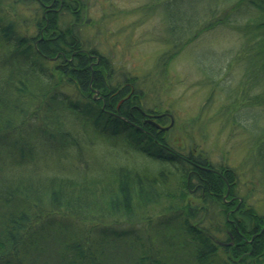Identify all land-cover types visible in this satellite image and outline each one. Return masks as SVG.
I'll return each instance as SVG.
<instances>
[{
    "label": "trees",
    "instance_id": "16d2710c",
    "mask_svg": "<svg viewBox=\"0 0 264 264\" xmlns=\"http://www.w3.org/2000/svg\"><path fill=\"white\" fill-rule=\"evenodd\" d=\"M31 1L27 23L0 0V264H47L50 249L56 264H117L107 247L122 240L141 248L134 264H181L183 249L186 264L260 262L264 216L224 201L228 186L238 193L236 172L167 145L149 122L142 80L121 83L109 58L85 45L79 0ZM156 1L177 46L204 22L253 12L233 27L260 90L251 101L264 105V0ZM97 139L108 145L100 152L91 148ZM258 161L264 173V142ZM140 224L163 251L142 244Z\"/></svg>",
    "mask_w": 264,
    "mask_h": 264
},
{
    "label": "rangeland",
    "instance_id": "374dc122",
    "mask_svg": "<svg viewBox=\"0 0 264 264\" xmlns=\"http://www.w3.org/2000/svg\"><path fill=\"white\" fill-rule=\"evenodd\" d=\"M79 3L80 33L85 45L109 58L114 76L121 83L126 76L142 80L138 87L145 94V108L154 115L150 120L158 119L159 125L170 126L164 130L167 145L177 153H190L217 168L236 172L238 193L230 194L228 186L224 201L236 209L242 204L250 206L264 216V173L258 161V148L264 142V105L251 101L260 90L251 86L242 59L244 39L233 27L243 25L253 12L243 10L248 12L245 19H239L242 16L239 14L233 18L238 22L228 25L211 28L204 22L198 36H191L177 46L170 37L162 1L79 0ZM229 6L230 3L222 5L221 9ZM6 8L21 20L27 19V23L36 16L31 0L24 4L7 0ZM225 10L218 18L224 16ZM210 16L207 19L215 18ZM98 53L93 54L94 59ZM99 93H94L95 98L102 97ZM159 114L166 115L155 117ZM107 146L97 139L91 148L100 152ZM191 190L195 194L198 189ZM193 200L200 202L198 198ZM153 231L142 224L136 228L142 244L153 252L163 251L156 231L150 236ZM130 243L122 240L109 244L111 256L116 257L114 262H137L141 248ZM160 254L164 259L165 253ZM178 255L181 264H186V249ZM46 257L47 264H56L52 249ZM261 258L260 262L241 263L240 258L234 257L230 264H264V255Z\"/></svg>",
    "mask_w": 264,
    "mask_h": 264
},
{
    "label": "water",
    "instance_id": "95a60500",
    "mask_svg": "<svg viewBox=\"0 0 264 264\" xmlns=\"http://www.w3.org/2000/svg\"><path fill=\"white\" fill-rule=\"evenodd\" d=\"M163 115H166V114H161V115H157L155 117H160V116H163ZM173 119H172V122H171V125L173 124ZM150 123L154 124L155 126H157L158 128L162 129V130H165V129H168L170 126H161L159 125L158 123L154 122L153 120H149Z\"/></svg>",
    "mask_w": 264,
    "mask_h": 264
},
{
    "label": "flooded vegetation",
    "instance_id": "af4514ba",
    "mask_svg": "<svg viewBox=\"0 0 264 264\" xmlns=\"http://www.w3.org/2000/svg\"><path fill=\"white\" fill-rule=\"evenodd\" d=\"M196 188H198V186Z\"/></svg>",
    "mask_w": 264,
    "mask_h": 264
}]
</instances>
